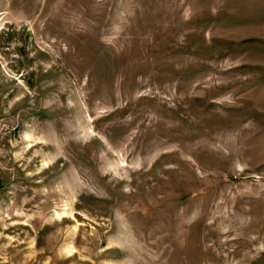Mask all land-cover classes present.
Listing matches in <instances>:
<instances>
[{
	"label": "rangeland",
	"instance_id": "1",
	"mask_svg": "<svg viewBox=\"0 0 264 264\" xmlns=\"http://www.w3.org/2000/svg\"><path fill=\"white\" fill-rule=\"evenodd\" d=\"M0 264H264V0H0Z\"/></svg>",
	"mask_w": 264,
	"mask_h": 264
}]
</instances>
